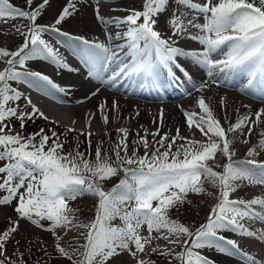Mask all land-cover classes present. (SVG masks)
Returning a JSON list of instances; mask_svg holds the SVG:
<instances>
[{"label":"snow or ice","instance_id":"snow-or-ice-1","mask_svg":"<svg viewBox=\"0 0 264 264\" xmlns=\"http://www.w3.org/2000/svg\"><path fill=\"white\" fill-rule=\"evenodd\" d=\"M167 2L145 0L143 11L130 10L126 17L112 20L100 16L97 7V19L103 24H113L117 29L127 25L126 31H118L115 38L125 41L120 50L127 48L126 59H130L127 62L118 59L117 51L107 44L73 37L83 45L81 52L89 66V75L115 86L120 77L154 78L160 68L171 72L172 66H175L183 71L177 58L189 57L205 68L209 77L214 73H242L248 77L247 87L264 93V0H258V3L257 0H216L215 3L206 0L203 5L194 0H177L185 9L202 14L204 23H197L195 18H187L184 12L178 15L174 13L168 21L172 34L164 38L155 28V17L165 10ZM32 3L33 0H27L29 6ZM48 3L49 0H43L39 7L29 12L13 6L9 0H0V21L7 23L24 18L30 22L27 32L23 31L21 25L14 26L15 31L24 36L22 46L16 51L0 48V60L7 65L0 70V192H7L6 196L0 198V205H8L16 200L15 212L19 219L27 220L37 227H44L40 221L47 220L51 225L47 230L54 235L57 228L68 229L71 226L87 229L85 243L79 246L84 249L83 252L76 248L70 253L59 244L62 237L56 236V251L71 264H109L114 257H119L125 251L136 260V264H150L138 256V253H145L146 246L153 253L159 252L162 256L171 257L168 264H172V260L178 264H213L209 258L196 251L206 248L215 249L229 257L239 255L245 264H258L254 257L242 252L235 241L219 233L231 231L242 236L256 237L257 234L246 228L241 221L247 218L264 222V211H256L253 207L259 206L264 210V199L244 201L229 198L239 187L236 181L247 180L250 184L264 185V162L255 159L234 160L236 153L231 145L236 137L229 138V133L243 134L244 127L248 128V135H251L249 122L257 127L264 124V109L254 113V121L251 120L253 114H248L225 130L201 97L198 106L204 115L197 118V113L185 111L184 116L189 130L193 127L199 129L207 138L206 142L181 137L177 129L176 136L169 138L165 135L155 141L158 146L151 152L149 149L153 146L146 136L135 141V144H142L145 149L144 155L140 156L137 148H133L129 154L128 130L120 128L118 132L123 134V138L113 146L114 160L107 152L102 155L100 146L96 147L94 159L86 158L78 150V145L73 152L64 153L63 143L54 131L49 136L41 129L39 133L27 138L19 133L11 134L12 130L6 121L12 118L20 121L21 128L27 120L37 115L48 119L32 104L29 97L12 87L13 82L28 87L38 88L43 84L59 88L47 75L28 70L26 62L49 60L57 67L71 71L58 52L42 38L47 32L62 36L68 34L54 26L36 23L41 10ZM69 8H74V5L70 3L63 9L55 21L56 25L71 14ZM191 28L198 29L200 34L192 35L189 31ZM186 34L188 39L203 46V50L189 52L176 46L178 40L173 37L184 38ZM217 53L222 54L223 59H214ZM113 64L116 68L105 79V74ZM202 87L198 90H202ZM22 97L26 106L31 107V112H25L16 103ZM105 107L106 102L99 105L103 122L107 124ZM116 107L114 101L113 108ZM6 128L8 133H5ZM68 131L75 129L70 128ZM37 135L40 137L38 142ZM91 135L89 132V138ZM152 135H159V132ZM260 135L264 136V132ZM177 139L186 140L187 143L179 145L173 152ZM50 140L52 143L49 145ZM243 143L249 141L245 139ZM258 150L264 151V139L250 148L247 156L258 155ZM217 152L227 159V163L222 166L216 164V167H222V172L214 171L208 164L216 159ZM121 173L123 177L119 183L105 190L103 183ZM205 181L219 189L218 202L212 208L207 222L193 231L171 219L169 212L183 205L190 193L210 194L204 187ZM86 194L96 198V212L94 220L84 224L78 222L75 215L77 210L70 208L69 202ZM117 218L122 226L113 225L112 221ZM144 226L147 235L141 234ZM18 227L19 221L13 222V226L0 234V264H26L22 254L18 260H13L7 253L6 245ZM154 232L158 235L153 236ZM257 238L264 241V234ZM154 239H163L177 245L181 251L161 249L159 245L151 247ZM74 256L77 258L73 259Z\"/></svg>","mask_w":264,"mask_h":264},{"label":"rangeland","instance_id":"rangeland-1","mask_svg":"<svg viewBox=\"0 0 264 264\" xmlns=\"http://www.w3.org/2000/svg\"><path fill=\"white\" fill-rule=\"evenodd\" d=\"M137 2L141 3V0H138ZM95 5L97 7H99L102 5V2L97 1L94 4V6ZM133 10H139V9L133 8ZM166 11H168V13ZM170 12H172V11H170L166 7L165 10L162 12V13H164L163 15H159V17H155V19L158 18L157 19L158 24H156V26H155L156 30L159 31L160 28H162V26L166 27L165 26V24H166L165 20L167 21V18L165 17V15L170 14ZM123 17H125V16H123ZM160 17H162L164 20H162ZM159 20L162 22H159ZM91 25L95 28V30L93 31L94 33L92 31L89 33H91L90 35H94V36H97V34H99L101 31H103L104 33H107V34H109V32H110V34L114 35L118 31H126V29H127V25H124V30H123V25H121L122 27H120L119 29H117L113 24H108V25L102 24V27H101V25H99L98 23H96L94 21L91 22ZM98 26L100 28H98ZM161 30L163 31V28ZM169 30H171V29L169 28ZM90 35L89 36L85 35V37H88L86 40H89L90 37H94V36H90ZM111 40H109V42H111ZM98 42H100V41H98ZM103 42H105V41H101L100 43H103ZM109 42H107V43H109ZM200 51L201 50L198 49V52H200ZM2 63H4V62L2 60H0V64H1L0 68L3 69V67H5L6 65L4 64L2 66ZM28 63L39 64L38 66H40V68H42L44 71H46V73L48 75L43 73V71L42 72L40 71V73L47 75L54 82V84L59 86V88H52L49 85L41 84V86L38 87L40 90V92H39L37 87H34V89L33 88L30 89L25 84H19V83H15V82L12 83V87H14V88H15V84L20 85L23 88H25L26 92H27L26 97H29L32 100V104L35 105L37 108H39L41 112H43L45 115H48L51 117H56L60 112L62 113L63 111L57 110L55 105L51 104L55 100H60V93L59 92H62V91H65V93H67L68 96L70 95L69 97H72L73 99H75V102H76V104H74V105L73 104L70 105L67 103L69 105V112L65 111L64 116L66 117V114H67V115H70V118H68L65 121L63 119L61 121V123L59 122L61 125L62 124L65 125L64 127L62 126L63 128H60L57 125H54L48 119L45 120V119L39 117L38 115L33 117V120L41 121L44 124V125L42 124L43 125L42 127L46 130H48L49 127L61 130V132H62L61 137H63V139L66 140V143H69V145L72 146L71 149L72 150L77 149V145H78L79 146L78 150L80 152H83L85 154V156H88V158L93 159L92 157H94L96 147L100 146L102 155H104V153L107 152V154L109 156H111L112 159L114 160L115 156L113 154V146L116 143H118L123 137L119 135L121 133H119V134L118 133L117 134L110 133V131H108L107 129L101 130V131L99 130V132H98L99 126L101 124H103L102 123L103 118H102L101 110L99 109V107H96L95 105L90 106L88 103V101H89L88 96L83 97L80 100L76 101L77 96H78L77 93L79 95H84L86 93V91L88 90V88L84 89L85 87H83L81 89V87H82V86H80L81 84L76 83V81H77L76 77H72V75H70V74H68L62 70H59L58 68L54 67L55 65H53L52 63L49 64L47 62H44L41 59L27 61L26 65H28ZM115 67H114V69H115ZM111 71L112 70H110L109 75H111ZM58 76H60V77L62 76L61 78L64 80H62ZM69 88L72 91L67 90ZM60 89H62V91ZM91 89L95 90L94 92L92 91V93H97L95 95H97L99 99L102 96H103L102 99L108 98L109 100L112 96H114V97H117V96L120 97L121 96L122 98L120 97V99H122L123 101H126L127 103L134 104V102H135L136 103L135 105L142 106V105L138 104L136 101L133 102V99H130L129 97H125L124 95L119 96L118 94L113 93V91H108L105 89L99 90V88H97V87L96 88L92 87ZM211 89L213 90V88H211ZM35 90L38 92L36 93ZM201 91H205V89H203ZM218 91L224 92L225 90L219 89ZM74 92H77L74 94L75 96L73 95ZM203 93H204V95H203ZM216 95H217L216 92L215 93L210 92V91H208V93L199 92L198 94L194 95L188 101V103L186 101V104H184L179 111L177 110L176 107H172V106L170 107L169 106L170 104L165 105V106H161V107H157L156 109L148 108V109L154 110V111L157 110L154 118L157 115H160L162 117V119H163V117L168 119V117L170 115L171 117H174L180 121V125L173 128L174 134H171L170 136H168V133H162L160 135L152 136L151 132L153 131L154 126L146 127V126H142V125L140 126V124H136V125L132 124L131 120H129L130 118L128 116H125V118L123 116H121V117L116 116L117 115V110H115L116 108H113L109 111L104 110V114H106L108 116L109 121H113L115 123L120 121V124L118 123V127H115L117 129L125 128L128 130V129L133 127L132 125L135 126V128L132 131H134L137 127L138 128H142V127L146 128L149 131V134H151V135L143 134V136L144 137L146 136L149 143L152 144L153 147L151 149H149V151L151 152L152 150H154L155 147L158 146L155 144V141L159 140L161 138V136H165V135H167L169 138L171 136H176L177 129H179L181 137H185L189 140L194 139V140L206 142L207 138L205 136L194 135L197 132L200 133L199 129L193 127L192 131L189 130L186 118L184 116V111L195 112V113H197L198 116L204 115V113L202 112V110L198 106V100L201 97H203V99L204 98L206 99V97L214 98ZM108 99H106L105 101H108ZM23 101H24L23 98H21V100L16 102V103H18L20 105V107L23 108V110L25 112H31V107L26 106V102H23ZM110 101H112V103L114 102L113 99H111ZM205 102H206V100H205ZM64 103H66V102H64ZM13 106H15V105H13ZM43 107H45V109L47 111L44 110ZM142 108H144V107L142 106ZM73 109L78 110L80 115L76 116L75 114L70 112V110H73ZM212 111L215 113V111L213 109H212ZM215 114H216V115H214L215 119L217 118L218 120L220 119L221 121H222V119L226 120L223 113H221V115L218 113H215ZM166 115H168V117ZM75 116L77 118V122L75 125L72 126V124H70V119L72 117L75 119ZM262 119H264V117H262ZM171 120L175 121V122L177 121L173 118H171ZM220 120H219V122H221ZM251 120L254 121L255 116H253V117L251 116ZM52 121L55 123V120H52ZM89 122H90V127H89ZM6 123L9 124V127L12 130L11 134L19 133L21 136H23V137L25 136V138H27L29 136L28 130L22 129L20 127V121L19 120L12 118L10 121H6ZM87 123H88V127H86ZM250 125H253V124H251L249 122V126ZM251 127H252V131L255 132L253 134V136H255V138H259V139H256V145H257L259 143V140L264 138V136L260 135V132H264V124H260L259 127L255 126V125H253ZM70 128L75 129V131H68V129H70ZM151 128H153V129H151ZM257 128H258V130H257ZM247 129H248L247 127H244V130L248 131ZM225 130H226V128H225ZM257 131H258V133H257ZM89 132L92 133L90 138L88 136ZM5 133H8L7 128L5 129ZM81 133H83V135H81ZM132 134H134V133H132ZM234 134L235 133H232V134L229 133V137H233ZM189 135H191V136H189ZM119 137H120V139H119ZM39 139H40L39 136H36V142H38ZM89 139L91 140V147H89ZM70 140L74 141L75 143H70L69 142ZM167 142L168 141H165V143H167ZM186 143H187L186 140L177 139L176 144L173 146L172 151L175 152L176 148L179 145L186 144ZM50 144H51V140L49 141V145ZM252 147H254V146H251V147L237 146L236 142L233 141V143L231 145V148L233 151H239L240 148L243 149L241 153L235 154L233 159L237 160V161L246 160V159H255L258 162H264V151L258 150L259 154L255 155L254 157H248L247 156L248 150ZM64 148L67 150L66 146ZM163 150L164 149H161V151H163ZM89 153H91L90 157H89ZM139 153H138V155L143 156L145 151L142 152L143 155L141 153L140 154ZM121 154L123 155V153H121ZM0 163H2V162H0ZM217 163H219L221 166L223 164L227 163V159L225 157H223L222 154L219 152H217L216 159L214 161H209L208 164L210 167L213 168L214 171L218 170L217 172H222V167H216ZM122 177H123V173H121L117 177H113L112 179L105 181L103 183L104 189L105 190L111 189L114 185L119 183V180ZM236 184H238L239 187H237L236 190L230 194V197H229L230 199L244 200V201H250L253 198L264 199V185L250 184L247 180H243L241 182L236 181ZM204 187L207 190V193H210V194H199V195H197V194H191L190 193L188 195V197L186 198V202L183 205H181L178 209L174 208L169 212L170 218L177 220L178 222L184 224L185 226H188L193 231H195V229L199 228L200 225L206 223L207 222L206 218H208V216L212 210L211 208H213L216 205V203L218 202L219 189L217 187L212 186L207 181L204 182ZM20 191H23V189H21ZM243 192H244V194H241ZM6 195H7V192H0V198H3ZM237 198H239V199H237ZM95 205H96V198H94L90 195H87V194L82 196V197H78L75 201L69 202V207L77 210L75 215L78 218V222L84 223V224L90 223L92 220H94L95 212H96ZM15 207H16V200H13V202L11 204H8V205H0V234H3L4 231H6L9 227L13 226V222L19 221V227H18L17 232L14 233L12 235V237H10L9 242L6 245L8 255L13 260H18V258H20L21 254H22V259H23V261L26 262V264H56V262L61 261L63 259H66V258L60 256V254L55 249V246H56L58 241H57L56 237L52 236L53 232H50L47 230L51 226L50 222L47 220H41L40 224L44 225V227H37L36 225L31 224L27 220L19 219L18 214L15 212ZM253 207L256 211H259V210L264 211V210L260 209L259 206H253ZM256 223L261 224L260 225L261 228L257 229L259 232L257 230H256V232L254 231L257 234L256 237H247V236L242 237V235H238V233H233L231 231H224V232H221L219 234L226 236V239H231V240L235 241L242 252L244 249H247V250L252 251V252L257 251L259 253L260 258H258L256 256L255 260L258 261V259H259L258 263L261 262L262 264H264V241L257 238L259 235L264 234V222L262 223V222H260V220H256ZM113 225L122 226L121 221L118 218L116 219L115 223H113ZM59 229H61V232H62L64 228H59ZM65 230H66V236H63L62 239L59 240V244L61 246L65 247L66 250L69 251L71 249L79 248L80 245L85 243L84 237L87 233V229L82 228V227L81 228H72L71 226H69V228L65 229ZM141 234L147 235L146 226H144V228L141 229ZM156 235H158V234L154 232L153 236H156ZM174 238L175 237H173V239ZM17 241H19V243H17ZM157 245H159L161 249H170L172 247L171 249H174L175 252L181 251V248L179 246L169 244L167 241H165L163 239H159V240L154 239L151 247H153V246L156 247ZM132 249H133V251H135L134 246H132ZM79 250H80V252L84 251L83 248H79ZM196 251L200 252L201 254H203L207 258H209L213 262V264H225L224 261H227V262L230 261L232 264H236V263L237 264L238 263L239 264H245L244 259L239 257V255H237L238 258H237V256L229 257L227 255H224L222 253L217 252L214 249H207V248L206 249H197ZM215 252H216V254H215ZM215 255H217V256H215ZM138 256L140 258L146 260V261H149L150 264H168V261L171 259V258H168L169 259L168 260L166 257L160 255L159 252H156V253L151 252L148 246H146L145 253H138ZM76 258L77 257H75V259ZM220 258H221V260H220ZM239 260H241V261H239ZM109 264H136V260L128 252L125 251V252H122L119 257H114L109 262ZM172 264H178V262L173 260Z\"/></svg>","mask_w":264,"mask_h":264},{"label":"bare ground","instance_id":"bare-ground-1","mask_svg":"<svg viewBox=\"0 0 264 264\" xmlns=\"http://www.w3.org/2000/svg\"><path fill=\"white\" fill-rule=\"evenodd\" d=\"M97 1H100V0H49V3L41 10V14L37 18L36 23L39 24V25H44V26H54V27L58 28L60 30V32L67 33L68 35L67 36H62V35H59L58 33H55V32H47V33H45L43 35L42 38L45 39L52 46V48L56 52H58V54H60L61 49H65L67 51L71 50L72 47H74L75 44L78 43V40L72 39L73 37H82L84 39H87L88 37H85V35L89 36L91 34L89 32H91V31L93 32L95 30V28L91 25L92 21L98 23L102 27L103 23L100 20H98L97 16H96L97 6L96 5L94 6V4ZM137 1L138 0H107V1H105V3H102V5L98 7L99 8V12H100V16L104 17L106 20H112L114 18H123V16L126 17L127 15L130 14V10H133V8L134 9L138 8L139 10L143 11V4H141V3L137 2ZM9 2L11 4H13V6H15V7H19L22 10L31 12L32 10L36 9L37 7H39V5L41 3H43V0H33V3H32L31 6H29L27 4V0H9ZM194 2H197V3H200L201 5H203V4L206 3V0H194ZM212 2L215 3L216 0H212ZM70 3L74 5V8H69V12L71 14L69 16H67L66 19L63 20L59 25H56L55 24L56 19L60 16V14L62 13L63 9L65 7H67ZM257 3H258V0H257ZM168 8L173 10V11H175V5L173 3L172 4H168ZM166 12L168 13V11H166ZM163 14L164 13H161L160 15H163ZM192 15H193V17H196V16H201L202 14L198 15V14L193 12ZM171 16H172V14H166L165 15V17L167 18V21L165 20V22H166L165 26L166 27L162 26L163 31L161 30L162 28H160V30H159L164 38H168L172 34V29L169 27V24H168V21H169ZM160 18L162 20H164L162 17H160ZM159 22H162V21L159 20ZM29 23L30 22L28 20L24 19V18H17L15 20H10L7 23H4V22L0 21V48L6 49V50H9V51H16L20 46H22V44L24 42V36H22L19 32H16L14 26L15 25H21V26H23V31L27 32ZM98 28H100V27L98 26ZM169 28L171 30H169ZM123 30H124V25H123ZM119 32L123 33L124 31H119ZM192 32H193L192 35L200 34L198 29H194ZM90 36H94V35H90ZM110 36H111V39H112L111 42H109V40H110L109 37ZM115 36H116V34H114V35L110 34L109 35L107 33H104L103 31H101L99 34H97V36L90 37V39L88 41L89 42L105 41V42H103L104 44L109 45L112 49L115 50L116 48L112 47L115 42H118L119 46H122V45L125 44V41L123 39L116 40ZM173 39L178 40L177 45L183 47L185 49V51H189V52L196 51V52H198V49H200L201 51L203 50V46H201L198 42H196L194 40L188 39L187 35H185L184 38L173 37ZM107 42H109V43H107ZM82 47H83V45H82ZM79 54L81 56H83V54L81 52V49H79ZM213 57L223 58V56L221 54H219V53L214 54ZM177 59H178V62L181 64V66L183 68L187 67L186 64L188 62L194 61L192 58H189V57H178ZM41 60H43V59H41ZM43 61L47 62L49 64L52 63L49 60H43ZM38 65L39 64L28 63V65H26V67H27L28 70L38 71V72H40V71L42 72L43 71V73L47 74L46 71H44ZM115 66L116 65L113 64L111 66L110 70H113ZM5 67H3V69ZM58 77H60V76H58ZM62 80H64V79H62ZM213 82H215V79L211 80L212 84H210V85L205 84V85H208V86L195 85L194 87L189 88L184 94L178 95L176 98H174L171 101V102H173V104L171 106L172 107H176L177 110L179 111L181 109V107L184 104H186V100L189 97L198 94V92H199L198 89H200L201 86H203L202 90L205 89V91H200V92H206V93H208V91L214 92V93L216 92L217 95L214 98L206 97V99L204 98V100H206L207 105H209L211 110L213 109L215 111V113H218L220 115H221V113L224 114L226 120H224L222 118H221L222 121L220 119L219 120L221 121L220 122L221 126L223 128H226V130L229 128V126L231 124H235L239 118H241V117H243L245 115H248V114H253V115H251L253 117V116H255L254 113H256L257 111H259L261 109H264V103H260V104L251 103V102L246 101L245 99H243L242 97H240L236 93H234L233 92V90H234V87H233L234 84L233 83H230V85L229 84L225 85V84H218V83H214L213 84ZM80 86H82V85H80ZM83 87H85L84 89L88 88L87 86H82L81 89ZM220 87H222L225 91L224 92L218 91L219 89H221ZM29 88L30 89H32V88L34 89V87H29ZM211 88H213V90ZM67 90L72 91L70 88L67 89ZM92 91L94 92L95 90L91 89V87H90V88H88V90L86 91V93L84 95H79L77 92H74L73 95L75 93H77L78 96H77L76 101L80 100L83 97H87L88 96L89 97L88 103H89L90 106L95 105L96 107H99V105L101 103H105L106 102V107L104 109L106 111L107 110L109 111V110L113 109V103H112V101H110L111 99H113V101H115L116 105H117V107L115 109V110H117V115L116 116H118V117L123 116L124 118H125V116H128L130 118L129 120H131V123L135 124V125L136 124H140V126L142 125V126H146V127L154 126V129L151 128V129H153L151 134H153V133L158 131L159 135L162 134V133H168V136H170L171 134H174L173 128H175L176 126L180 125V121L178 119L174 118V117H171L170 115H169V117H168V115H166L168 117V119L164 118V117L162 119V117L160 115H157L154 118L157 110L154 111V110H150V109L145 108V107L142 108V106H138V105H135V104H132V103H127L126 101H123L122 99H120V97H118V96L117 97L112 96L110 98V100L108 98H103L102 99L103 96L100 97V99H99L97 95H93ZM114 93L118 94L119 91L118 90H114ZM122 94H124V93H122ZM203 95H204V93H203ZM106 99H108V101H105ZM61 100L66 102V103H68V104H70V105L71 104H73V105L76 104L75 99H73V98L70 99L69 97H67L66 95H63V94H60V101ZM260 101H264V98L260 99ZM187 103H188V101H187ZM43 108H44V110H46L45 107H43ZM153 109H156V108H153ZM70 112H72L76 116L80 115L78 110H76V109L70 110ZM137 112L139 113V115H137ZM215 113L213 112L214 115H216ZM45 116L48 117V120H50V121L55 120L56 124H60V123H58L59 121H57L55 119V117H51V116H48V115H45ZM76 116H75V119L77 121ZM198 117L199 116L197 115V118ZM56 118H57V116H56ZM171 118H173V119H175L177 121L176 122L172 121ZM63 119L65 121L68 118L64 117V118H62V120ZM102 123L103 124H101L99 126L98 132H99V130L101 131V130L107 129L108 131H110V133H114V134L118 133L119 134L118 129L115 128V127H118V123L120 124V121L115 123L113 121H109L108 120L107 124H105L104 122H102ZM75 124H72V126L75 125ZM62 126H65V125H62ZM132 126H133L132 128L128 129V136H127V143L129 145V153L131 154V151H132L133 148H137L138 149V153L140 152L142 154V152L145 151L143 145L142 144H135L134 142L140 140L141 137H144L143 134H147V135H151V134H149V131L146 128H143V127L142 128H138L137 127L134 131H132L135 128L134 125H132ZM250 126H253V125H250ZM86 127H88V123L86 124ZM257 130H258V128H257ZM190 131H192V130H190ZM132 133H134V134H132ZM254 133L255 132L252 131L251 135H248V131L244 130V128H243V134H240L239 132L234 134V136L236 137L234 141L236 142L237 146H246V147L247 146L248 147L255 146L256 145V139H259V138H255V136H253ZM257 133H258V131H257ZM119 135L123 137L122 133L119 134ZM194 135L203 136L201 132L200 133L197 132ZM189 136H191V135H189ZM171 137H173V136H171ZM229 138H232V137H229ZM119 139H120V137H119ZM245 139H247L249 141V143H247V144L243 143V140H245ZM242 150L243 149L240 148V150L239 151H235V153L236 154L237 153H241ZM241 194H244V192L241 193ZM237 199H239V198H237ZM241 223L246 228H248L250 231H253V232L254 231L256 232L257 229L261 228L260 227L261 224H258L256 222L253 223L252 219H247L246 218V219L242 220ZM57 235L60 236V237L66 236V230L63 229V231L61 232V229L57 228L55 230V235L53 234L52 236L56 237ZM72 250L73 249L69 250L70 253H71ZM243 252L248 254V255H250V256H253L254 258H256V256L258 258H260L259 253L257 251L256 252H252V251H249L247 249H244ZM215 254H216V252H215ZM215 256H217V255H215ZM164 257H166V256H164ZM166 258L168 259V258H171V257H166ZM237 258H238V256H237ZM73 259H75V256L73 257ZM220 260H221V258H220ZM239 261H241V260H239ZM258 261H259V259H258ZM224 263L225 264H232L230 261H228V262L224 261ZM56 264H71V262L68 261L67 259H63L61 261L56 262Z\"/></svg>","mask_w":264,"mask_h":264},{"label":"trees","instance_id":"trees-1","mask_svg":"<svg viewBox=\"0 0 264 264\" xmlns=\"http://www.w3.org/2000/svg\"><path fill=\"white\" fill-rule=\"evenodd\" d=\"M43 123L41 121H36V120H27L25 122V125L22 129H26L28 130V134L29 136L33 135V134H36V133H39L41 129L44 130V133L51 136L52 135V132L54 131L55 133H57V136L59 138V141L61 143H63V152L64 153H69V152H73V150L71 149L72 146L69 145V143H66V140L63 139V137H61V130L59 129H56V128H50L48 130L44 129L42 126ZM48 127V126H47ZM32 129V130H31ZM30 130V131H29ZM39 136V135H37ZM25 137V136H24ZM27 137V136H26ZM40 138V137H39ZM70 143H75L74 141L70 140L69 141ZM52 143V141H51ZM67 147V150L64 148V147ZM47 150V149H46ZM86 158H88V156H85ZM93 159L95 158V153H94V157H92ZM182 158V157H181Z\"/></svg>","mask_w":264,"mask_h":264}]
</instances>
